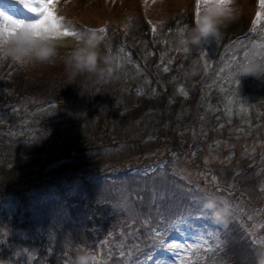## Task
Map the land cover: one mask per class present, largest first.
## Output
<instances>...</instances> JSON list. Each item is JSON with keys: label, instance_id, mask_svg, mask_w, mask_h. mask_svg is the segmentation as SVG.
I'll list each match as a JSON object with an SVG mask.
<instances>
[{"label": "trees", "instance_id": "16d2710c", "mask_svg": "<svg viewBox=\"0 0 264 264\" xmlns=\"http://www.w3.org/2000/svg\"><path fill=\"white\" fill-rule=\"evenodd\" d=\"M108 6L104 5L107 10ZM74 19L78 20L77 17ZM191 19L189 12L188 19L180 23L174 18L170 20L172 22L161 20L151 32L147 26L150 22H143L137 13H130L123 20L115 18L125 36L131 37L128 38L127 52H137L142 61L133 59L136 62H132L122 55L124 48L116 43L119 34L104 40L101 51L117 57L113 77L104 84L105 87H94L82 77L76 83L67 84L65 72L61 74L42 69L44 65L20 66L9 60H0V191L12 186L11 172L29 173L31 169H37L28 179L20 176L27 184L25 191L5 193L11 199L10 205L0 208V224L14 222L19 233L0 236V264H71V257L81 248L93 253L97 247L92 240H84L81 225L96 230L100 223L104 226L101 219L108 214L109 201L113 213L117 212L122 219L124 217V223H132L119 227L120 232L128 233L132 240L124 242L121 235L114 238L104 236L108 240L101 244V251L102 255H108H101L103 259L100 262L109 257L114 264H146V259L158 250L168 235H178L188 225L202 228L201 221H208L192 214L202 195L207 193L194 187L191 197L182 195L186 185L195 186L194 179H182L180 175L181 168L196 164L194 158L190 160L185 155H197V150H202L196 147L201 137H197L194 125H202L207 114L218 110L219 104L224 106V101L232 95L233 90L226 82L221 87V77H215L216 63H223L225 75L234 74L238 64L244 60L243 53L255 51L260 56L253 55L252 59H264V47L252 48L262 26L248 24L233 37L221 29L220 50L235 51L236 60H233V53L228 57L222 56L219 51L204 52L207 45L193 48L191 54L183 53L179 57L182 53L180 47L170 45L163 31L173 30L177 25L178 29H184L192 25ZM159 30L161 35L157 34ZM210 58L214 63L212 66ZM193 59L198 61V71L191 78L180 69L184 66L189 68ZM165 68L168 70L165 71ZM247 77L255 84H264V81L252 76L240 77L239 80ZM173 82L176 84H171ZM241 83L245 84L244 81ZM98 87L104 89L103 96L102 88ZM178 87L183 92H179ZM222 88L224 91H220ZM255 96L258 97V94ZM256 100L258 107L264 105V101ZM5 113L8 116L4 117ZM134 134L143 135L142 142L145 139L149 143L163 141L164 146L153 158L152 155L148 157L152 158L149 162L128 161L124 157L131 153L127 144ZM254 137L256 140H253L252 148L248 145L251 152L245 157L243 154L246 151L241 147L228 145L224 149L225 146H221L220 149L227 152L229 164L225 161L213 166L216 178H209V169L202 168L208 183L220 180L226 190L231 188L232 197L226 199L231 202L232 209L238 201H243V191L247 190L239 171L240 165L244 166L242 169L249 170L247 177L254 172L251 185L255 187L257 184L259 190L264 189V143L258 144V136ZM234 142L231 140V143ZM83 147L89 150L78 155L73 153L74 149ZM141 149L135 153L141 152ZM100 151L103 157L115 158L111 161L114 163L112 166H91L96 168L81 177L73 176L61 188L38 182L47 178L50 168L69 164L73 159L85 162L91 153ZM177 153L179 158H186V164L175 169L174 173L169 164L175 166L171 158H175ZM125 166L131 167V170ZM46 167V171H41ZM21 179L19 181L22 182ZM253 191L256 196L260 194ZM234 198L238 201L232 200ZM61 222H64L61 228H70V237L65 234L67 244L63 245L61 240L64 235L60 236L54 248L56 253H50V242L54 241L51 227ZM147 225L148 228L144 229ZM228 225L223 227L214 223L212 231L219 237L218 250L206 264H239L234 262L239 261L237 255L245 261L235 247L238 244L244 250L249 248L251 262L255 264L254 249L264 248L257 240L260 235L248 233L233 216ZM116 231L114 226V233ZM166 232L168 235H165ZM127 244L132 245L126 248ZM228 248L230 257L224 258ZM111 261L107 260L105 264H113Z\"/></svg>", "mask_w": 264, "mask_h": 264}, {"label": "rangeland", "instance_id": "374dc122", "mask_svg": "<svg viewBox=\"0 0 264 264\" xmlns=\"http://www.w3.org/2000/svg\"><path fill=\"white\" fill-rule=\"evenodd\" d=\"M108 0H51V3L49 4V11H51L58 19L59 23L61 25V31L67 30L69 33H76L79 35L87 34L90 30H96L98 34L103 36V41L106 39L115 38V35L118 36V40L116 43H119L124 48V53L122 55L125 56L126 59H130L132 62H136L133 59H137L139 61H142V58L138 56L137 52L130 51L127 52L129 44H128V38H131L130 36H125V32L120 29V27L115 23V18L118 20H123L126 16H129L130 13L133 15H138V12H136L140 7L144 8L147 17L150 18V23L147 24V26L150 28L151 32H153V29L156 27V23L161 20H167V22H172V18L176 19V21L182 22L188 19L189 12L192 14V7L193 1L191 0H163V3H160L159 0H157L156 3L153 2V0H112L107 2ZM259 1V7L260 8V0H237V4L240 8V13L238 14L237 18L227 23L225 26H223L221 29L224 30V33H227L228 36H234V34L237 32L239 33L241 30H243V27L245 25L249 26L248 19H250L251 13H252V5L251 2H254V4L257 5V2ZM45 3L48 2V0H44ZM25 3L31 5V6H38L36 3V0H0V12L7 14L8 16L17 19V20H25V21H33L35 19H38V16L29 12L28 9L24 6ZM101 5H109L108 10L107 7L100 13V7ZM197 5V4H195ZM199 8V4H198ZM140 9V8H139ZM195 9V7H194ZM201 10V8H200ZM264 12V9H263ZM80 13V14H79ZM100 13V14H97ZM79 14V15H77ZM109 14L113 15L110 16ZM139 16V15H138ZM192 16V22H193V15ZM74 17H77L78 20L74 19ZM62 18V19H61ZM140 18V17H139ZM253 18V17H251ZM102 19V20H100ZM141 19V18H140ZM144 19V18H143ZM142 20V19H141ZM143 21V20H142ZM264 16L260 19V21H257L255 23L256 25H261V34L264 36ZM144 22V21H143ZM106 24V25H105ZM118 28V30L114 31L113 27ZM179 26V25H177ZM176 26L173 30H165L163 31L170 42V45H178V38H179V32L182 29H178ZM10 30V27L8 26V23L4 21L3 19H0V33H5V31ZM103 29V31H101ZM132 30L135 31V28H132ZM158 35H161L162 32L159 30L157 32ZM66 44L68 46H71V44L74 42V37L72 35L68 37H63ZM220 39V38H219ZM179 46V45H178ZM221 44L218 41H213L210 44H207V46H204L206 49L203 50L204 52L213 53L218 52L222 56H228L231 57L233 51L231 49L226 50H220ZM63 50V49H62ZM182 52V51H181ZM183 54L180 53L179 57H181ZM255 56H260L258 53H254ZM253 53L247 51L243 55V58L246 59H252ZM234 57L238 58V56L234 53ZM210 66H212V59L210 58ZM191 65V63H190ZM217 71H215L216 78L220 77L221 69L224 67L223 63H216L215 65ZM177 68V67H176ZM175 68V72H176ZM42 69H48L50 71H54V73H61L63 74L64 69L63 65L60 62H57L54 65H44V68ZM181 72L185 75L188 74V67L184 66L181 67ZM179 71V69H178ZM198 71V66H197ZM189 76L192 78L193 75ZM174 76H171L173 78ZM231 79V78H229ZM215 78H213V81ZM205 81V80H204ZM221 81V82H220ZM228 80L225 77H222L220 82V86H224V82L226 84ZM241 81H244L245 84L241 83ZM200 82H202L200 80ZM173 85L176 84V82L171 83ZM178 86V85H176ZM229 89H232V95H230L227 99V101H224V106L220 105L219 103H216L218 105V110H215L213 114H207L205 117V121L202 122V125L197 126L198 124L194 125L197 129V137L201 139L198 140L197 143V149H202L201 151L197 150V155H185V157L194 158L196 160V164L191 166H185L184 168H181L186 163V158H179L178 153L176 154L175 158H171V161L174 162L175 166L172 164H169L170 170L175 173V169H180V174L186 178H192L195 181V186L192 184L186 185L182 190V195L185 196V198L191 197L194 187L199 189V191H203L204 193H207L209 195H218L223 198H231L233 191L231 188H228L226 190V186L223 184V181L220 180H214L212 184L208 183L203 175V169L207 167L209 170L207 171V174L209 175V178L214 179L216 178L215 175V169L213 166H218L219 164H224L225 161H227L226 156L227 152L225 150H221V146H225L224 149L228 148L229 146L233 147H241L246 152L243 154V157L249 155L251 152V148L253 145V140H256L254 136H258V144L263 145L264 143V105L262 107H258V101H264V84H255L249 77H247L244 80H238L232 81L231 84L227 85ZM102 87H105L102 85ZM98 87V88H102ZM172 87V86H171ZM176 89V87H175ZM179 92H183L178 87ZM220 91H224L223 88ZM213 93V92H212ZM185 94V93H184ZM188 95V92L186 93ZM258 94V97L255 95ZM101 95H104V89H101ZM213 95H217L213 93ZM32 108H30L29 113ZM34 112V111H33ZM6 114V113H5ZM8 116L6 114L4 117ZM4 117L2 119H4ZM26 124V123H25ZM203 127V128H202ZM202 128V129H201ZM201 129V130H200ZM200 130V132H199ZM255 131V132H254ZM253 132V133H252ZM200 135V137H199ZM262 135V136H261ZM141 137H144L143 135H137L134 134L129 140V143L127 144V150L131 153H128L124 158L128 161H138L139 163L142 162H149L150 159L153 158V156L158 153V151L162 148H160L162 145L164 146V142L161 141L159 143H149L147 139H145L144 142L141 141ZM231 140H235L234 143H231ZM120 143V141H118ZM218 145V146H217ZM248 145L251 148H248ZM144 146H147L144 149ZM138 149H141V152L135 153ZM76 154V153H74ZM77 155V154H76ZM150 155H152V158H148ZM222 155V157H220ZM86 159L85 162H82V159H73L71 163L69 164H62L58 165L55 168L49 169V175L45 179H40L38 182L42 181V184L48 183L51 184L53 187L56 186V188H61L62 184H66L67 181L72 179L73 176L76 175V177H81L83 175H86L87 172L93 168L98 167H104L107 165L112 166V160L115 158H109V157H103L102 152L99 153H91ZM126 160V161H127ZM83 164H82V163ZM200 164V166L198 165ZM229 164V162L227 161ZM82 164V165H81ZM96 166V167H91ZM131 166V165H129ZM240 172L242 175L243 183L245 187L247 188L246 191H243L244 197L243 201H238L237 198H234L232 200H235L237 202V205H233L235 208H233L235 211L232 216L236 219L238 223H240L241 227L245 228V230L248 233L260 235L258 242H261V246H264V189L259 190L258 185L255 184V187L252 182V175L254 172H252V175L250 177H247V174H249V170L242 169V165H240ZM200 167V168H199ZM81 168V169H80ZM84 168V169H82ZM127 170H131V167H126ZM47 170L46 168H43V170ZM105 169V168H103ZM37 169H31V171L28 173H21V172H11L12 176H9L13 179L12 186L8 187L5 191H0V208H4L7 205H10V195H6L5 193L13 192L16 190L25 191V187L27 184H25L23 179L20 178V176H23L24 179H28L29 175ZM45 170V171H46ZM40 171V173H41ZM206 171V170H205ZM51 172V173H50ZM90 172V171H89ZM129 174L131 171H128ZM15 174V175H13ZM37 174V173H36ZM34 174V175H36ZM44 176V175H41ZM102 176H104V173H102ZM19 179L22 180L19 181ZM32 179V178H31ZM191 181V179H189ZM16 183V184H13ZM115 184V183H114ZM201 186L199 187V185ZM38 185V184H37ZM116 185V184H115ZM36 186V185H35ZM253 186V187H252ZM38 187V186H37ZM104 187V186H103ZM36 188V187H35ZM138 190H141L138 189ZM253 190L258 191L259 195L256 196ZM8 191V192H7ZM16 195V194H15ZM18 195V194H17ZM6 198L9 200L6 201ZM201 201V200H200ZM200 201H198L197 207H195L192 210V214L195 216H201L204 219H207L211 224L208 223V221H201L200 225L202 228L196 227L194 225H188L186 230H181V234L174 237H169L165 241L163 248L160 250V252L153 255L150 259V263L155 264H206V261L209 257H211L215 252L218 250V236L213 234V226L214 223L209 218V213L202 211V208L200 206ZM109 207H107V215L104 218L101 219V222L105 223L103 226L101 223L100 225H97L98 229L95 228L92 229V227H88L85 224L81 225V233L83 234L84 240H92L93 243L96 245V250L94 251V255L96 257L95 264H105V261H111L109 257L104 262H100L102 260L100 257L102 255L101 244H105V241L108 240L105 237L109 235V237L114 238L117 237L116 235H121L124 240V242H131L132 236L128 235V233L120 232L119 227L121 224H123V227L127 225H131V222H125L124 223V217L122 219V216L117 214V212H112V204L109 201ZM188 212V211H187ZM110 218V219H109ZM62 223H57L56 226L51 227L53 231V234L51 232L52 237H54V241L51 240V246L52 249L50 250V253H56L55 249L58 242L59 237L63 236V240H61V244H67L65 242V237H67L65 234L70 237L69 230L70 228L63 229ZM15 223H4L0 224V236H8L11 234L19 233V230L16 226H14ZM205 227H204V226ZM93 226V225H92ZM114 226L116 227L117 231L114 233ZM229 226V225H228ZM122 227V228H123ZM89 228V229H88ZM144 229L148 228V225L146 227H143ZM65 231V233H64ZM165 235H168L167 232ZM105 236V237H104ZM51 237V239H52ZM132 244H127L126 248L131 247ZM105 247V246H104ZM237 251H239L242 256V258L245 260L243 261L239 255L238 259L239 261H234L239 264H253L251 262L252 255L249 251H247L249 248H246L244 250L243 246H240L239 244L237 246ZM234 247V248H235ZM123 253H125L126 249L124 248V245H122ZM230 249L228 248V254L224 255V258L230 257ZM241 250V251H240ZM244 250V251H243ZM243 251V252H242ZM253 254V253H252ZM108 255V253L104 254ZM102 255V256H104ZM235 259V258H234ZM111 263H115L113 260Z\"/></svg>", "mask_w": 264, "mask_h": 264}, {"label": "clouds", "instance_id": "9594fccd", "mask_svg": "<svg viewBox=\"0 0 264 264\" xmlns=\"http://www.w3.org/2000/svg\"><path fill=\"white\" fill-rule=\"evenodd\" d=\"M159 2L163 3V0ZM194 4H199L201 10L198 13L194 11L192 25L185 26L179 32L178 45L185 54H191L193 48L218 41L221 28L234 21L241 11L237 0H194ZM5 18H8L9 24L19 22V26L13 25L14 30L9 33H0V60H9L20 66L54 65L60 62L67 84L76 83L82 77L94 87L102 86L113 77L117 57L101 51L103 36L96 30L84 35L72 33L74 42L68 46L63 39L61 25L57 27L55 22L50 21L46 29L37 30L31 21L17 20L0 12V19L5 21ZM197 66L198 61L193 59L188 74L196 75ZM234 76L238 80L252 76L264 81V59L241 61ZM200 206L209 213L213 223L228 226L233 209L227 199L204 194ZM254 256L255 264H264V248L254 249ZM71 264H95V255L87 248H81L71 257Z\"/></svg>", "mask_w": 264, "mask_h": 264}, {"label": "snow or ice", "instance_id": "6c2138e0", "mask_svg": "<svg viewBox=\"0 0 264 264\" xmlns=\"http://www.w3.org/2000/svg\"><path fill=\"white\" fill-rule=\"evenodd\" d=\"M36 3L38 4V6H31L27 3H25L24 5L28 9L29 12L39 16L38 19L31 21V25L35 27L37 30H42V29H46L51 21V22H55L57 27H59L60 25L59 19L57 17H54L53 13L49 11V4L51 3V0H48L47 3H45L44 0H36ZM260 7L264 9V0H260ZM259 16H260V13H257L258 18ZM7 19L8 18H5L6 22H7ZM13 25L19 26V22L12 21L11 24L8 23L10 30L6 29L5 33H9L13 31L14 30ZM101 31H103V29H101ZM62 35L64 37H68L72 35V33H69L67 30H64L62 31ZM164 70L167 71L168 69L165 68Z\"/></svg>", "mask_w": 264, "mask_h": 264}, {"label": "water", "instance_id": "95a60500", "mask_svg": "<svg viewBox=\"0 0 264 264\" xmlns=\"http://www.w3.org/2000/svg\"><path fill=\"white\" fill-rule=\"evenodd\" d=\"M85 151H87V148H79V149H76V150L74 151V153H76V154H82V153H84Z\"/></svg>", "mask_w": 264, "mask_h": 264}]
</instances>
